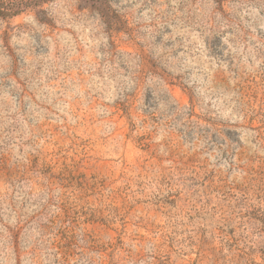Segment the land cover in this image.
<instances>
[{"label":"rangeland","instance_id":"obj_1","mask_svg":"<svg viewBox=\"0 0 264 264\" xmlns=\"http://www.w3.org/2000/svg\"><path fill=\"white\" fill-rule=\"evenodd\" d=\"M0 264H264V0L0 16Z\"/></svg>","mask_w":264,"mask_h":264},{"label":"trees","instance_id":"obj_2","mask_svg":"<svg viewBox=\"0 0 264 264\" xmlns=\"http://www.w3.org/2000/svg\"><path fill=\"white\" fill-rule=\"evenodd\" d=\"M52 0H0V16L12 17L20 14L28 7H42ZM219 3L224 0H217ZM40 11H44L40 8Z\"/></svg>","mask_w":264,"mask_h":264}]
</instances>
